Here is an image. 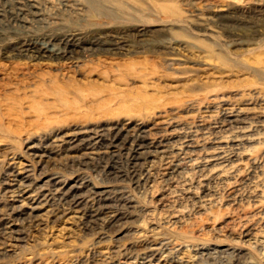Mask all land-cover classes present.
<instances>
[{
  "label": "rangeland",
  "instance_id": "obj_1",
  "mask_svg": "<svg viewBox=\"0 0 264 264\" xmlns=\"http://www.w3.org/2000/svg\"><path fill=\"white\" fill-rule=\"evenodd\" d=\"M0 264H264V0H0Z\"/></svg>",
  "mask_w": 264,
  "mask_h": 264
},
{
  "label": "bare ground",
  "instance_id": "obj_2",
  "mask_svg": "<svg viewBox=\"0 0 264 264\" xmlns=\"http://www.w3.org/2000/svg\"><path fill=\"white\" fill-rule=\"evenodd\" d=\"M117 135V134H116Z\"/></svg>",
  "mask_w": 264,
  "mask_h": 264
}]
</instances>
